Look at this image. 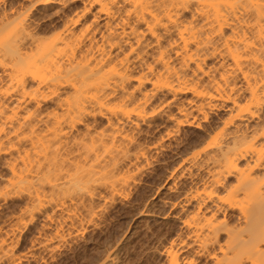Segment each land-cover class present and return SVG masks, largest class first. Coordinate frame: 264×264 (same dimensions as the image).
Instances as JSON below:
<instances>
[{"label": "bare ground", "instance_id": "bare-ground-1", "mask_svg": "<svg viewBox=\"0 0 264 264\" xmlns=\"http://www.w3.org/2000/svg\"><path fill=\"white\" fill-rule=\"evenodd\" d=\"M69 1L0 0V32L14 23L23 28L18 39L4 40L0 54V163L9 170L0 200L27 198L21 215L15 212L17 228L53 203L50 212H59L65 204L56 196L81 182H88L82 184L89 200L83 195L80 201L86 212L74 201L70 214L69 204L62 209L67 216L83 210L96 225L97 185L109 187L110 175L124 166L155 165L152 157L165 149L179 152L190 127L212 139L181 163L206 169L202 184L209 187L186 198L197 202L182 220L192 241L172 242L165 250L168 263L196 264L206 256L211 264H264V0H82V8L65 14ZM57 5L62 7L39 18L62 21L47 37L44 23L29 19L39 6ZM32 51L40 56L27 63ZM94 87L98 92L90 96ZM217 111L223 112L220 122L210 123ZM97 116L106 119L101 129ZM158 132L152 146H142L140 136ZM232 177L233 188L220 191ZM228 210L238 211L233 224ZM46 214L43 222L52 221ZM72 215L66 217L76 219L75 225L67 221L70 227L63 215L55 221L62 219L58 225L72 232L91 220L85 215L77 225L80 216ZM61 229H49L52 238ZM4 240L0 250L14 254ZM190 248L195 255L187 254ZM13 254L0 255L1 262L9 264Z\"/></svg>", "mask_w": 264, "mask_h": 264}, {"label": "rangeland", "instance_id": "rangeland-1", "mask_svg": "<svg viewBox=\"0 0 264 264\" xmlns=\"http://www.w3.org/2000/svg\"><path fill=\"white\" fill-rule=\"evenodd\" d=\"M27 4H29V2H27ZM63 6L65 11L64 13L70 14L71 12L69 11L73 9L82 8L83 4H82V0H73V1L71 0L69 2H66L65 5ZM57 7H62V5H57L55 6V8H50V9H45L42 8V6H39L37 9L34 10L31 18L29 19L31 23L43 22L44 23L43 26L46 28L45 36L47 37H51L52 35L56 34L60 30V27L62 25L61 20H56V21L54 20V22L51 20L52 21L51 22L49 21L50 19L49 17L44 18L46 14L49 15V12L51 13ZM43 14L44 17L42 20H40ZM22 30H23L22 27H19L16 23H14L8 26L3 32H0V54L3 53L2 49H4L3 48L4 40L13 41L14 39H18V37L22 36L21 35ZM39 56L40 55L37 51H32L31 56L28 59L27 63L38 60ZM34 84L35 83H30L28 87L31 88L34 87L35 86ZM97 92L98 90L94 87L90 91V96H95ZM178 102L176 104H178ZM50 104L51 103L48 102L46 106H49ZM172 107L173 110H175V106ZM222 113L223 112L220 111L215 112V115L214 113H212L211 114L212 118L210 119L212 122L210 121V123L218 124L220 122V116L222 115ZM105 123H106L105 118L100 116L96 117L97 129H101L105 125ZM170 124H168V126ZM145 126L146 125H142L143 128ZM81 128H83V126H81ZM163 130L164 128L161 130V132ZM202 132L203 131L201 130H197V129L195 130L194 128L185 127L181 137L183 136L184 138L189 139L190 143L188 141V143L180 149L181 151V152L179 151L180 153L175 149H168V150L165 149L158 154V157H154V156L152 157V159L157 160L156 162L153 163L155 165L147 166L146 168L144 167V169H141L142 171L139 169V167H142L141 165L137 167L124 166L123 168L117 170L114 174L110 175L109 184H108L109 187L107 185L106 187L105 185L99 187V185L96 184L98 186L97 190L101 193L100 195L101 197L97 196L98 198L95 197L96 199L94 200L98 202L100 207L105 206L104 208L102 207L103 209L100 210V208H98L99 206H97V204L93 202V204L96 206L97 209L96 215H98V218L97 216H95V219L97 218L95 221L98 220L96 225L95 222L92 220L94 216H90V214L86 215L83 212V210L80 209L81 207L83 208V205L81 204H84L83 202L81 203L80 201L86 200L88 202L89 200V197L87 195L88 193H86L87 197L84 194V192H87L86 189L88 190V187L82 184L88 182H81V184H78V187L74 189H67L60 192L59 193L60 197L56 196L58 202L59 199L61 198L59 204L60 203L65 204L62 205L63 207L66 206V204L67 206L68 204L70 205V207L68 206L69 207L68 210L71 209L68 212L69 214L74 207V205L72 206L71 203L73 204L76 203V205L78 203L79 204L81 203L79 205L81 207L78 208L83 213L82 212L79 213L85 214L86 216L89 215V218L90 217L92 218L90 219L94 224L92 223L88 224L91 221L89 219L90 221L89 222L85 221L86 226L83 225L82 228L81 227L82 225H80L81 222L79 220H85L86 218L83 217L85 215L82 216L81 214V216L83 217L82 218L78 213L79 210L78 211L74 210L77 211L75 213H78L77 215L80 216V218L78 217L79 218L78 219L76 217L77 215L75 214L76 215L75 216L74 213L71 212V215L73 213L72 216L73 217L75 216V218H77L79 221V224L77 223V225H80L78 227L81 228L78 227L77 228L81 230L83 229L82 231H84V233L81 231V233L79 232L80 233L79 234L78 233L79 230L78 231L76 230L77 229L76 226L75 228H73L72 225L71 228H73L72 230L75 233L77 231L76 234L72 230L71 231L73 233L69 232L70 228H67V230L69 229V231L66 230V227L64 229L65 224H66L65 226H67L68 223L72 224V222H67L68 220L71 221L72 217L71 219L66 218L71 216V215L67 216L68 213L67 210H65L67 209L66 207L65 209H62L63 208L62 207L59 210V212H57L58 211L57 209H55V211L57 210L56 212L55 211H52L53 213L50 212L53 206L54 207L56 206L54 203L51 206L52 208L48 207L49 209L48 210L46 209L41 214L35 213V216L33 215L34 213L31 211L32 213L31 214L29 210V212H27L26 214V217L29 216L30 213V216L31 215L34 216L33 219L34 218L35 219L34 220L30 219V221H28L30 222L28 225L26 224L28 222L24 224V222L22 221L23 223L22 222L20 223V227L24 225L26 228L23 226L24 229L23 227L22 228L18 227L20 229L15 230L17 226H19L18 220H15L18 214H19L18 216L21 215L20 214L21 211L19 208L25 205L24 200L27 198L24 199L23 196V199L22 197L21 198L16 197L17 199H9V201L7 200L8 201L7 202L8 204L6 203L7 205L4 203L5 202L4 200H0V202L4 204V207L3 206L1 207L2 208L1 210L3 212L0 210L1 211L0 214L4 217H5L4 213L6 214L5 218H2L0 215L1 217L0 239L1 237H5L6 241L5 240L4 241L7 242V244L9 243V245L11 244V247L14 250L13 251L14 254L9 252L8 253L10 255L13 254V256L15 255L14 257L12 256L13 258L9 259L10 261L7 260V262L9 261L11 264H19V263L20 264H169L168 259L165 255L166 254L165 250L171 245V243L174 241L179 243L181 242L182 239H184L187 243H190L192 241L191 238L188 237L189 235L188 230L183 226L182 220L190 211L196 208L197 202L193 200L192 202L188 203L186 200L190 197V194H193L191 192H195L197 189L203 188L205 183L202 184V182L204 180H205L204 182L208 181L206 180L208 179L207 176L208 174L206 169L201 170L198 168H190L188 170L186 165H182L181 163V157H185V155H189L194 151H198V150L201 151V149H204L207 146V143H209L208 141L210 140V138L212 139V137L208 136L209 139L207 140L205 133ZM159 134L160 132L153 134L154 136L152 137L151 136L146 137L145 135H142L140 136L139 141L143 143L142 144L143 147H147L157 139ZM3 157L6 158L7 156L3 155ZM142 161L144 162V160ZM1 164L2 163H0V172L2 176L0 177V188L3 189L2 186H5L4 185L6 183L5 179L9 175V170L4 168V166ZM171 173L174 175L172 176ZM208 183L209 182H207L205 186L208 185L209 187ZM235 183H236L235 178L234 177L230 178L227 182L226 188H220V191L226 192L225 189L231 190ZM210 186L212 185L210 184ZM97 190L96 192L98 193ZM83 195L86 198L85 200H82L84 199ZM21 200H23L24 202ZM64 201H66L67 203H64ZM105 203L107 205H103ZM83 209L86 212V209L85 208ZM62 210H64L66 213L63 212ZM228 211H229L228 215H230V219H229L230 223L233 224L235 223L238 211L237 210H228ZM15 212L17 215L15 214ZM45 212H47V214ZM48 212L52 213L51 215H53L52 217H54L53 218L54 220L52 219V217H50L51 215H49ZM7 213L8 214L10 213V215H8ZM45 214L46 217L47 215H49V218H51L52 221L48 217L47 218L44 217L46 218V220L47 219L49 220L48 222L47 221L43 222V220L45 219L42 220V218L43 216H45ZM62 215H63L62 219L63 220L65 219L64 222L66 221L67 223L65 222L64 225H58L60 224V222L62 224V219L61 221H59V223H57V221H55V217L60 218V216ZM23 217H25V215H23ZM29 217L27 218V220L29 219ZM50 221L54 226H51ZM72 221L74 222L75 225L76 219ZM53 222L57 224L55 223L53 224ZM43 223L50 224L48 226L45 224L46 227H48L50 230L53 228L55 229L58 228L57 226H55L58 225L59 226L58 229L60 231V226H61L63 230L61 229L62 232L61 233L59 232L60 234L58 235V237L64 233L63 232L64 230L65 233L63 235H65L66 232H68L69 236L65 235L66 237H62L61 235L63 239L62 238L60 239L57 236L55 237L54 235V237L52 238L51 232L54 230H51V232H49L48 228L47 230L46 228H43L45 227L42 225ZM69 224L68 226L70 227ZM8 225L11 229L8 230L9 235L6 233L7 232L6 230L9 229L7 227ZM49 226H51L52 228ZM84 227H87L86 228L87 230ZM58 229L54 231V233H57ZM4 230L6 232H4ZM46 236L52 238V241L47 240L48 244L49 242L51 243L49 244V246H47V243L44 242L47 239ZM36 238H38L39 240ZM55 238L57 239L54 240ZM41 241L44 242L45 244L44 247L42 246L44 244ZM7 244L3 243L2 248H4V246H7ZM56 244L58 247H55ZM50 246L52 247V249ZM47 247H50V249ZM192 248L188 249L189 251L187 250V254L188 252H190L192 253L190 255L193 256L195 255L194 254L195 252L193 253L194 250ZM12 249L10 247L8 248V250H10L11 252ZM3 250L6 251V249L4 248L0 250V253L1 251L4 254L7 253L4 252ZM8 253H7L8 256L6 254L5 255L7 256V258L8 257L10 258V255ZM18 255L20 257H17ZM6 256L4 257L3 255L2 257L7 259ZM16 257L18 258L19 261L17 260ZM20 258H22L21 262H20ZM5 259L4 262H1L0 260V264H7ZM12 260L13 262H11ZM181 261L184 262L183 259ZM197 261L198 262L196 264H202V263L211 264L212 259H209L206 256H201Z\"/></svg>", "mask_w": 264, "mask_h": 264}]
</instances>
